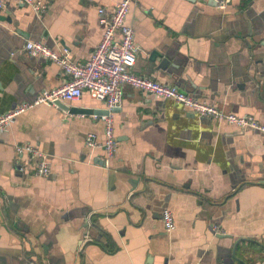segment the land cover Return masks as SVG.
Here are the masks:
<instances>
[{
	"label": "crops",
	"instance_id": "obj_1",
	"mask_svg": "<svg viewBox=\"0 0 264 264\" xmlns=\"http://www.w3.org/2000/svg\"><path fill=\"white\" fill-rule=\"evenodd\" d=\"M36 1L48 6L41 18L19 0L0 10V114L66 80L27 42L86 62L103 35L99 8L122 0ZM226 1L220 10L215 0H137L131 72L264 124V0ZM65 104L81 112L41 105L0 134V264H264L263 132L126 85L106 167L104 151L85 145L90 133L105 141L93 113L105 105L87 92ZM18 144L47 154L48 177L34 175Z\"/></svg>",
	"mask_w": 264,
	"mask_h": 264
},
{
	"label": "built area",
	"instance_id": "obj_2",
	"mask_svg": "<svg viewBox=\"0 0 264 264\" xmlns=\"http://www.w3.org/2000/svg\"><path fill=\"white\" fill-rule=\"evenodd\" d=\"M7 1L0 0V10L6 7ZM136 1L122 0L112 9L99 8L103 35L91 58L86 62L74 61L67 50L58 52L43 42H27L24 50L30 57L43 58L57 65L66 80L57 89L46 91L34 100L23 102L6 113L0 114V134L4 133L21 115L36 107L41 105L57 107L58 102H76L81 100L87 92L93 99L103 103L109 114L101 116L105 125V141L100 143L97 135L90 133L85 138V145L91 152L102 149L105 153L104 163L108 167L117 150L112 113L122 105L126 85L148 95L173 101L199 118L209 117L218 123L240 130L264 133V124L259 123L253 116L227 113L212 103L195 99L177 87L166 86L152 78L137 76L131 72L140 52L135 41V30L128 22V14ZM215 1L220 10L226 9V0ZM19 2L23 6L31 7L38 18H41L48 8L42 1L19 0ZM15 151L17 155L27 156L32 161L35 176L46 178L50 175L51 165L48 156L40 149L30 144H18L15 146ZM162 221L167 232L176 230L177 226L171 211H163ZM214 230L219 232L218 227H214Z\"/></svg>",
	"mask_w": 264,
	"mask_h": 264
},
{
	"label": "water",
	"instance_id": "obj_3",
	"mask_svg": "<svg viewBox=\"0 0 264 264\" xmlns=\"http://www.w3.org/2000/svg\"><path fill=\"white\" fill-rule=\"evenodd\" d=\"M216 4H217V2H216ZM158 59L160 62V68L166 69L167 65L169 64V59L167 57H165L164 55H161L157 52L152 53L151 60L157 61ZM57 106H59L60 108H62L64 110L70 111V112H81L80 110L75 109V108L69 109V107L63 102H58ZM96 112H98V114H100V115H108L109 114V111H107V110L93 111V113H96ZM222 236H224V235H222Z\"/></svg>",
	"mask_w": 264,
	"mask_h": 264
}]
</instances>
